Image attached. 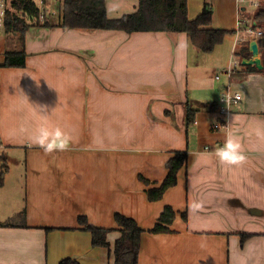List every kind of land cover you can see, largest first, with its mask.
I'll return each mask as SVG.
<instances>
[{
    "label": "crops",
    "instance_id": "crops-1",
    "mask_svg": "<svg viewBox=\"0 0 264 264\" xmlns=\"http://www.w3.org/2000/svg\"><path fill=\"white\" fill-rule=\"evenodd\" d=\"M207 3L212 27L236 31L223 49L233 59L238 28L256 24L259 7L249 13L237 0H188L189 18ZM138 5L106 0L110 18ZM55 23H28L25 66H0V149L11 152L0 154V162L11 164L0 173V264L69 258L115 264L116 213L146 231L138 264H264V49L259 45L262 69L241 63L230 79L216 75L212 86L209 62L195 61L198 50L186 33L84 31ZM228 89L243 99L229 124L215 129L216 107ZM42 125L70 134L69 149L46 154L33 142ZM229 135L247 157L241 166L223 165L215 155ZM12 150L26 156V217L7 227L17 163ZM178 151L188 155L178 183L150 201L147 191L162 185ZM167 206L176 213L171 231L150 233ZM80 217L112 230L110 247H94ZM24 221L27 227H20Z\"/></svg>",
    "mask_w": 264,
    "mask_h": 264
},
{
    "label": "trees",
    "instance_id": "trees-1",
    "mask_svg": "<svg viewBox=\"0 0 264 264\" xmlns=\"http://www.w3.org/2000/svg\"><path fill=\"white\" fill-rule=\"evenodd\" d=\"M13 5L14 11L8 14L5 31L7 33L20 32L25 36L31 26L23 16L25 14L34 16L35 7L27 0H14ZM213 14L208 3L205 4L202 12L195 19H190L188 0H139L138 9L135 12L118 18H110L106 9V0H64L60 22L63 28L84 31L117 30L129 34L135 32L186 33L196 49L203 53H212L218 45L225 41L228 35H233L236 32L212 27ZM254 19L256 24H252L253 27L264 32L263 6L259 7ZM259 45L264 49V38L259 41ZM250 55L248 44L237 47L234 52V57L240 64ZM25 63L26 53L21 50L8 53L4 66L21 68L25 66ZM189 114L192 117L189 118ZM194 114V111H188V122H193ZM187 161L186 152L178 151L175 153L174 157L166 164L168 174L162 185L147 191L150 201L162 199L169 188L176 186L179 172ZM140 179L145 180L141 176ZM22 217L25 218L26 213H23ZM175 218V211L169 206L165 207L157 224L149 232L158 234L171 231L170 227ZM115 220L121 231V237L116 241L114 247L115 264H138L142 237L146 231L134 219L120 213L115 214ZM16 222L17 219L12 220V223H8L6 226L19 225ZM79 223L84 230L92 234L94 247H110L108 234L112 230L92 226L84 217L79 218ZM20 225V227H27L26 221ZM248 236L244 235V237ZM60 264L79 263L69 258Z\"/></svg>",
    "mask_w": 264,
    "mask_h": 264
},
{
    "label": "rangeland",
    "instance_id": "rangeland-1",
    "mask_svg": "<svg viewBox=\"0 0 264 264\" xmlns=\"http://www.w3.org/2000/svg\"><path fill=\"white\" fill-rule=\"evenodd\" d=\"M210 5H211V2H210ZM246 5L249 6V8H248L249 13L253 12L254 8L251 7L249 4H246ZM258 7H260V5L257 6V8ZM198 15L199 14H197V16ZM61 16L62 15L53 16L51 18V20H54V22L55 21L57 22V23H55L56 26H59L61 24V22L59 21L61 19ZM197 16H195V18ZM29 20L31 22L35 21L34 19H31V18ZM27 23H29V22L27 21ZM25 42H26V36H24L20 32H17V33H14V32L7 33L6 31L3 32L0 35V66L2 65V63L3 64L5 63V58H6V55L8 53L23 50L25 47V44H24ZM188 42H189V44H191L189 36H188ZM225 44H226V41H224L221 45H218L216 50L213 51L212 53H203L191 45L193 50H196V51L198 50L197 54L199 57H195V61L198 60V61H201V63L203 61L209 62L206 65V70L209 72V75L207 76V80H208V83L212 86L214 85V81L216 84L218 82L215 79L216 75H221L220 79L221 78L224 79L225 77L227 79H230L229 76H227V74L225 73V71H227L229 65L231 63H233V61L236 60L234 57V54H233V59H232L233 51L231 53L230 49L227 52V54L224 56L225 50H223V49L228 47V46L226 47ZM5 135L9 138V134L5 133ZM9 150H10L9 147H7L5 150L0 149V154L1 155L9 154V153L11 154V152ZM0 157H2V156H0ZM12 158H15V160L17 161L16 164L12 163V169H13V171H12L13 176L12 177L14 178L13 179L14 181H12V183H14V186H15L14 188L12 187V219L16 220L19 218V216H22L23 213H25L24 184H25V164H26L25 159H26V156H25V153L23 151H21V152L18 151L17 154L15 155L14 151L12 150ZM3 164H5L6 166L11 165L7 162L6 159L4 160V163L0 162V173L3 171Z\"/></svg>",
    "mask_w": 264,
    "mask_h": 264
},
{
    "label": "built area",
    "instance_id": "built-area-1",
    "mask_svg": "<svg viewBox=\"0 0 264 264\" xmlns=\"http://www.w3.org/2000/svg\"><path fill=\"white\" fill-rule=\"evenodd\" d=\"M14 0H0V35L5 32L6 21L8 18L9 12L14 11ZM35 7L34 16L25 14L23 17L29 23H34L37 25H45L51 21L53 16L61 15L62 4L64 0H27ZM238 8L246 4H249L252 7H257L256 0H237ZM259 5V3H258ZM34 19L35 21L31 22L29 19ZM264 38V32L257 30L253 27L252 24H247L244 30L238 28L236 33L235 42L236 46H242L245 44H250L252 41L259 43L260 40ZM236 47V49H237ZM236 51V50H235ZM242 65L238 61H233L225 71L227 76L231 77L235 71L240 70ZM219 78V76H217ZM243 99V96L240 92L228 89L225 91L220 99L219 106L216 110L219 121L215 124L214 128L219 129L226 127L229 124L230 115L236 105H238Z\"/></svg>",
    "mask_w": 264,
    "mask_h": 264
},
{
    "label": "clouds",
    "instance_id": "clouds-1",
    "mask_svg": "<svg viewBox=\"0 0 264 264\" xmlns=\"http://www.w3.org/2000/svg\"><path fill=\"white\" fill-rule=\"evenodd\" d=\"M256 2L258 6V0ZM181 46L186 48V42ZM71 139V135L58 126L54 130H49L48 127L42 125L37 129L33 142L42 148L46 154H51L56 151L68 150L71 145ZM215 155L219 162L226 166H241L247 161L239 139L232 135L226 138L224 146L218 149Z\"/></svg>",
    "mask_w": 264,
    "mask_h": 264
},
{
    "label": "water",
    "instance_id": "water-1",
    "mask_svg": "<svg viewBox=\"0 0 264 264\" xmlns=\"http://www.w3.org/2000/svg\"><path fill=\"white\" fill-rule=\"evenodd\" d=\"M241 10H245V7H243ZM249 50H250V57L246 58L242 61L243 66L252 65L256 66L259 69L263 68V65L261 63V58L259 57L260 48L259 44L256 41H252L249 44Z\"/></svg>",
    "mask_w": 264,
    "mask_h": 264
},
{
    "label": "bare ground",
    "instance_id": "bare-ground-1",
    "mask_svg": "<svg viewBox=\"0 0 264 264\" xmlns=\"http://www.w3.org/2000/svg\"><path fill=\"white\" fill-rule=\"evenodd\" d=\"M259 3V2H258ZM259 6V5H258ZM244 30V29H243ZM235 45H236V42H235ZM237 47V46H236ZM240 46H238V48H239ZM219 106V105H218ZM218 106L216 107V110H217V108H218ZM218 123V122H217ZM215 126V125H214ZM220 129V128H219Z\"/></svg>",
    "mask_w": 264,
    "mask_h": 264
}]
</instances>
